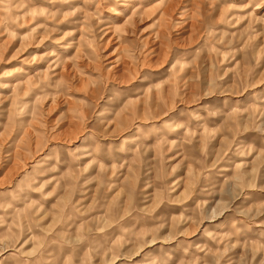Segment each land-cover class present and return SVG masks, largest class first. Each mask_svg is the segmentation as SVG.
Listing matches in <instances>:
<instances>
[{"label":"rangeland","instance_id":"374dc122","mask_svg":"<svg viewBox=\"0 0 264 264\" xmlns=\"http://www.w3.org/2000/svg\"><path fill=\"white\" fill-rule=\"evenodd\" d=\"M0 264H264V0H0Z\"/></svg>","mask_w":264,"mask_h":264},{"label":"bare ground","instance_id":"6f19581e","mask_svg":"<svg viewBox=\"0 0 264 264\" xmlns=\"http://www.w3.org/2000/svg\"><path fill=\"white\" fill-rule=\"evenodd\" d=\"M26 74H29V73H26ZM21 84H24V83L19 81V82H18V85H21Z\"/></svg>","mask_w":264,"mask_h":264}]
</instances>
